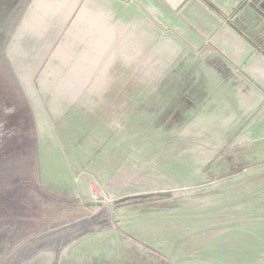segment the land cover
I'll use <instances>...</instances> for the list:
<instances>
[{
    "label": "water",
    "instance_id": "1",
    "mask_svg": "<svg viewBox=\"0 0 264 264\" xmlns=\"http://www.w3.org/2000/svg\"><path fill=\"white\" fill-rule=\"evenodd\" d=\"M185 121L85 4L0 0V264H195Z\"/></svg>",
    "mask_w": 264,
    "mask_h": 264
},
{
    "label": "rangeland",
    "instance_id": "2",
    "mask_svg": "<svg viewBox=\"0 0 264 264\" xmlns=\"http://www.w3.org/2000/svg\"><path fill=\"white\" fill-rule=\"evenodd\" d=\"M141 4L140 17L127 14V30L143 41L132 46L186 92L183 194L194 262L264 264V94L251 84L242 103V73L210 37L182 33L181 9L165 1L176 24Z\"/></svg>",
    "mask_w": 264,
    "mask_h": 264
},
{
    "label": "crops",
    "instance_id": "3",
    "mask_svg": "<svg viewBox=\"0 0 264 264\" xmlns=\"http://www.w3.org/2000/svg\"><path fill=\"white\" fill-rule=\"evenodd\" d=\"M78 1L89 7L131 45V42L142 44L143 41L132 36L137 32L135 27L130 26L133 29L127 30L126 26L131 23L127 19L128 12L133 11L136 17H140L141 14L135 11L142 9L141 3L144 2L153 10L156 18H172L176 24L175 17L169 15L160 2L165 1L172 9H181L184 18L182 33L198 34L206 39L210 37L209 40L224 57V61L241 71L238 93L242 103L244 93L252 87L251 84L256 87L258 95L264 94V42L254 41L249 36L264 39V0H134V6L125 7L122 2L126 0ZM201 37L198 38L200 43ZM246 84L247 88L243 86Z\"/></svg>",
    "mask_w": 264,
    "mask_h": 264
},
{
    "label": "trees",
    "instance_id": "4",
    "mask_svg": "<svg viewBox=\"0 0 264 264\" xmlns=\"http://www.w3.org/2000/svg\"><path fill=\"white\" fill-rule=\"evenodd\" d=\"M144 249H145V251H147L146 249H148V247L147 246H142ZM149 249H151V250H154V249H152V248H149ZM155 251V253H156V250H154ZM148 252H149V250H148Z\"/></svg>",
    "mask_w": 264,
    "mask_h": 264
}]
</instances>
